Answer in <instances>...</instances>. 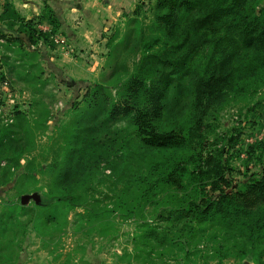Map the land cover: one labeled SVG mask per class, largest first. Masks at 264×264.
I'll return each mask as SVG.
<instances>
[{
    "label": "rangeland",
    "instance_id": "rangeland-1",
    "mask_svg": "<svg viewBox=\"0 0 264 264\" xmlns=\"http://www.w3.org/2000/svg\"><path fill=\"white\" fill-rule=\"evenodd\" d=\"M151 2L0 0V264H205L203 258L211 256V244H218L196 238L190 247L198 242L201 255L188 261L182 247H177L180 243H167L172 237L184 239L183 222L158 220L161 210L151 206H145L138 217L121 219L116 205L121 201L129 204L136 190L130 185L112 192L107 189L108 179L98 185L100 192L95 195L102 206L114 209L108 219L89 220L83 208L75 207L62 209L55 223L42 222L46 216L36 203L30 200L21 205L20 198L33 192L49 195L50 173L21 174L8 165L7 158L14 154H19L20 164L26 158H35L40 165L60 160L58 146L74 128L71 125L77 114L82 116L75 126H83L85 131L81 138L73 139L72 146L83 163L98 156L99 172L103 168L110 175L124 171L129 177H150V164L160 157L190 153L186 148L154 153L141 145L130 115L113 120L107 115L111 105L124 98V81L136 71L141 58L139 53L127 52L123 36L131 28L151 24ZM192 14L180 13L177 30L186 29ZM229 23L236 33L237 21ZM28 28L35 32L33 43L27 37ZM223 30L229 33L227 28ZM213 50L211 42L197 49L182 81L183 92L168 91L158 129H187L194 121L193 80L204 73ZM240 57L235 60L231 86L204 104V122L209 124L205 134L215 146L223 145L233 186L258 178L264 166V65L259 69L252 53L243 51ZM123 63L125 70L120 69ZM98 87V103L90 105L91 98L85 99L84 94ZM231 135L238 139L229 148L226 140ZM112 147L120 151L108 166L106 156ZM128 150L135 152L131 160L123 158ZM99 176L95 173V178ZM162 199H167L165 194ZM39 216L42 225L35 222ZM228 241L232 247L229 255L211 258L209 264H219V260L220 264H258L250 256L236 257V248Z\"/></svg>",
    "mask_w": 264,
    "mask_h": 264
},
{
    "label": "trees",
    "instance_id": "trees-1",
    "mask_svg": "<svg viewBox=\"0 0 264 264\" xmlns=\"http://www.w3.org/2000/svg\"><path fill=\"white\" fill-rule=\"evenodd\" d=\"M151 4V24L139 27L138 31L131 28L123 36L127 52L139 53L141 58L135 66L136 71L124 81V98L113 103L107 115L112 120L130 115L141 145L154 153L185 148L190 153L171 159L160 157L150 164V177H129L124 171L110 175L105 174L103 168L99 172L98 156L93 155V160L83 163L80 152L72 146V142L81 138L85 131L83 126H75L82 116L77 114L71 125L74 128L58 146L59 152L62 151L60 160L40 165L41 162H36L35 158H26L25 164H20L19 154H14L7 158L8 165L21 174L31 175L34 171L50 173V193L40 196V202L36 204L46 216L42 222L55 223L56 214H60L62 209L75 207L83 208V214L89 220L108 219L114 209L102 206L95 196L100 192L98 185L108 179L107 189L112 192L120 187L128 189L130 185L136 190L129 204L121 201L116 205L121 219L138 217L145 206H151L161 210L158 220L183 222L184 239L179 241L172 237L167 243L171 246L180 243L177 247H182L188 261L192 256L201 255L198 242L190 247L199 238L218 242L211 244V256L203 258L205 264H209L207 261L211 258L223 259L229 255L232 247L228 240H232L236 248V257L250 256L262 264L264 166L258 178L238 181L233 186L229 178L232 168L228 158H224L223 145L221 148L215 146L216 142H209L205 134L209 124L204 122V104L208 98L221 95L225 88L231 86L238 63L235 60L241 59V52L254 54L253 59L259 69L264 65V0H153ZM182 11L193 14L186 20V29L180 31L177 27ZM233 20L237 21L236 33L230 28L229 21ZM223 28H227L229 33H225ZM27 31L31 41L35 32L29 28ZM209 42L213 43L214 50L206 59L204 73L192 84L194 121L187 129H158L168 91L183 92L182 81L188 75L195 52ZM220 43L225 46H219ZM120 69L125 70L126 64L123 63ZM150 73L154 74L147 79ZM100 91L99 87L87 90L84 98H91L90 105H95ZM237 137L229 136L226 146L234 147ZM119 151V147L115 151L113 147L108 150V166L112 156ZM134 153L128 150L123 158L131 160ZM95 173L100 176L95 178ZM230 186L234 190H227ZM206 187L216 194L207 195ZM76 188L81 191L77 192ZM164 194L167 199H162ZM35 222L42 225L40 216ZM186 234L188 240L184 242Z\"/></svg>",
    "mask_w": 264,
    "mask_h": 264
},
{
    "label": "water",
    "instance_id": "water-1",
    "mask_svg": "<svg viewBox=\"0 0 264 264\" xmlns=\"http://www.w3.org/2000/svg\"><path fill=\"white\" fill-rule=\"evenodd\" d=\"M21 204H26L28 201L33 200L36 204L40 202V195L37 192L24 194L21 196Z\"/></svg>",
    "mask_w": 264,
    "mask_h": 264
},
{
    "label": "crops",
    "instance_id": "crops-1",
    "mask_svg": "<svg viewBox=\"0 0 264 264\" xmlns=\"http://www.w3.org/2000/svg\"><path fill=\"white\" fill-rule=\"evenodd\" d=\"M84 21V20H83Z\"/></svg>",
    "mask_w": 264,
    "mask_h": 264
}]
</instances>
